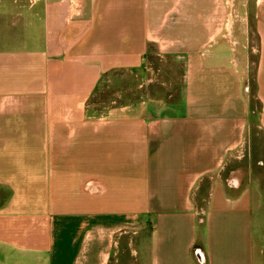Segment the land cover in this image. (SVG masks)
Returning a JSON list of instances; mask_svg holds the SVG:
<instances>
[{"label":"crops","instance_id":"obj_1","mask_svg":"<svg viewBox=\"0 0 264 264\" xmlns=\"http://www.w3.org/2000/svg\"><path fill=\"white\" fill-rule=\"evenodd\" d=\"M226 9L0 0V264H264V0Z\"/></svg>","mask_w":264,"mask_h":264},{"label":"rangeland","instance_id":"obj_2","mask_svg":"<svg viewBox=\"0 0 264 264\" xmlns=\"http://www.w3.org/2000/svg\"><path fill=\"white\" fill-rule=\"evenodd\" d=\"M227 7V12H234L239 17H244L246 14L250 26H253V19L256 12V3L259 0H224ZM228 2V3H227ZM237 18V17H236ZM241 18L237 20L240 21ZM252 56L251 74H255L257 59ZM111 83L101 84L97 88L96 95L91 99L90 104L95 109H104L111 107H120L126 104L134 103L140 91H137L138 84L135 78H132L127 71L113 72ZM130 76V77H129ZM152 84L149 87L146 86L144 92L145 95L152 92ZM136 248L140 249V245H136ZM113 261V259L111 260ZM123 263V262H122Z\"/></svg>","mask_w":264,"mask_h":264}]
</instances>
